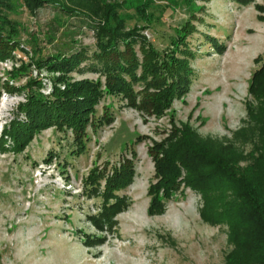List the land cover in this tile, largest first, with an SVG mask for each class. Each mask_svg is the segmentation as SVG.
<instances>
[{
    "label": "rangeland",
    "instance_id": "374dc122",
    "mask_svg": "<svg viewBox=\"0 0 264 264\" xmlns=\"http://www.w3.org/2000/svg\"><path fill=\"white\" fill-rule=\"evenodd\" d=\"M117 2L128 26L135 23L133 8L150 7L152 24L140 34L159 51L169 45L175 30L186 35L191 56L176 55L188 60L192 72L188 91L160 115L140 112L122 96L104 95L95 115L111 120L94 131L88 127L83 152L71 153L70 131L64 134L55 126L35 131L20 151H14L13 139L7 138L5 149L0 150V264L251 263L254 252L235 240L242 238L240 232L229 238L227 225L205 220L202 197L190 187L181 186L165 201L162 213H147L148 187L156 182L148 148L187 125L201 139L214 141L216 145L209 147L216 152L232 149L245 157L240 166L250 163L247 155L260 139L256 130L249 133L254 128L246 104H256L248 87L251 74L260 66L256 59L264 60L260 18L264 0L247 5L237 0H203L198 3L203 10L194 16L150 0ZM10 19L25 28L21 41L36 36L43 55L83 49L90 56L95 50L92 33L81 22L53 15L50 9L35 17L19 9ZM209 38L219 45L211 46ZM25 45L28 55L16 51L14 58L0 59V134L11 120H26L18 110L25 100L19 88L29 78L39 77L45 86L42 92L48 93V79L57 76L35 65L20 70L21 63L31 60L32 44ZM69 76L98 78L88 70ZM140 86L135 84L134 89ZM124 159L132 161L134 170L130 183L118 192L126 203L114 215L112 228L99 231L93 219L105 182L99 178L97 187L90 188L87 178L93 170H111Z\"/></svg>",
    "mask_w": 264,
    "mask_h": 264
},
{
    "label": "trees",
    "instance_id": "16d2710c",
    "mask_svg": "<svg viewBox=\"0 0 264 264\" xmlns=\"http://www.w3.org/2000/svg\"><path fill=\"white\" fill-rule=\"evenodd\" d=\"M150 1L163 3L168 9L181 8L189 16L203 10L198 5L203 0ZM237 1L247 5L254 0ZM149 8L144 5L133 8L135 23L128 26L117 0H0V59L14 58L12 54L16 51L28 55L25 44H32L31 60L21 63L20 70L27 71L30 65H35L49 74H57L48 79V93L42 92L45 86L39 77L29 78L19 88L25 100L18 104V110L26 120H11L8 127H2L0 150L5 149L6 139L11 138L12 149L20 151L35 131L55 126L64 134L70 131L71 153L83 152L88 127L94 131L96 126L111 120L104 121L103 116L95 115V106L104 95L122 96L130 106L148 115H160L170 108L173 100L181 99L188 91L192 73L188 60L176 55L191 56L186 35L175 30L169 45L159 51L140 34L152 24ZM19 9L32 17L41 10L50 9L53 15L78 20L92 33L95 50L90 56L83 49L43 55L35 35H29L28 41H21L26 30L10 19ZM260 18L264 20V16ZM184 27L186 24L181 30L184 31ZM208 41L213 47L219 45L213 38ZM85 62L89 63L81 68ZM259 64L250 76L248 87L256 104H246L247 116L254 128L249 133L256 130L260 139L257 148L247 155L249 164L240 166L239 162L245 157L232 149L223 154L216 152V148L209 147L216 145L214 141L201 139L187 125L175 128L148 148L154 161L156 182L148 187L151 199L147 213H162L165 201L181 186L190 187L202 197L201 216L205 220L227 225L229 238L232 233L240 232L244 240L240 237L236 242L242 246L245 243L246 248L254 252L249 264H264V60L256 59V65ZM87 70L98 78L75 80L69 76ZM135 84L141 85L139 90L134 89ZM241 132L245 141V132ZM133 173L132 161L124 159L111 170L101 168L89 174L90 188L97 187L99 178L105 182L99 212L93 217L99 231L112 228L114 215L126 203V198L118 192L130 183Z\"/></svg>",
    "mask_w": 264,
    "mask_h": 264
}]
</instances>
